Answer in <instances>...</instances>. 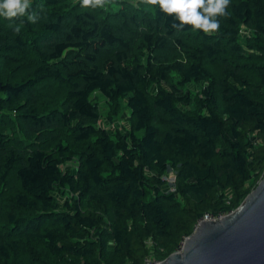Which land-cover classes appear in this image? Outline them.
<instances>
[{
    "label": "trees",
    "instance_id": "obj_1",
    "mask_svg": "<svg viewBox=\"0 0 264 264\" xmlns=\"http://www.w3.org/2000/svg\"><path fill=\"white\" fill-rule=\"evenodd\" d=\"M112 3L0 16V264L165 261L264 178V0H230L212 34Z\"/></svg>",
    "mask_w": 264,
    "mask_h": 264
},
{
    "label": "water",
    "instance_id": "obj_2",
    "mask_svg": "<svg viewBox=\"0 0 264 264\" xmlns=\"http://www.w3.org/2000/svg\"><path fill=\"white\" fill-rule=\"evenodd\" d=\"M162 264H264V178L232 215L202 222Z\"/></svg>",
    "mask_w": 264,
    "mask_h": 264
},
{
    "label": "clouds",
    "instance_id": "obj_3",
    "mask_svg": "<svg viewBox=\"0 0 264 264\" xmlns=\"http://www.w3.org/2000/svg\"><path fill=\"white\" fill-rule=\"evenodd\" d=\"M112 0H80L83 7H105ZM134 7L158 6L166 18L172 20L171 28L177 33L190 27L192 31L200 30L205 34L215 33L219 20L227 14L230 0H131ZM31 0H0V16L6 19L27 17L36 23L39 15L30 11ZM19 32V27L16 28Z\"/></svg>",
    "mask_w": 264,
    "mask_h": 264
},
{
    "label": "rangeland",
    "instance_id": "obj_4",
    "mask_svg": "<svg viewBox=\"0 0 264 264\" xmlns=\"http://www.w3.org/2000/svg\"><path fill=\"white\" fill-rule=\"evenodd\" d=\"M105 9L107 11H112V12H116L120 9V7L116 4H108L107 6H105ZM245 32L243 33L244 35H249V31L244 30ZM191 88L196 91L197 93H199L201 91V85H191ZM93 100H95L99 106H100V110L101 113L103 115V119H102V124H105L106 127H108L110 129L111 132L115 131L116 129H123V127H128V119L131 116L130 111L126 108L125 104L123 103L121 106V110L120 113L113 116V120H111V122L108 121V115L111 111V107L110 105H108V101L105 99V97H103L101 94L96 93L93 96ZM69 167H75V164H69L67 166Z\"/></svg>",
    "mask_w": 264,
    "mask_h": 264
},
{
    "label": "built area",
    "instance_id": "obj_5",
    "mask_svg": "<svg viewBox=\"0 0 264 264\" xmlns=\"http://www.w3.org/2000/svg\"><path fill=\"white\" fill-rule=\"evenodd\" d=\"M167 181L170 183V184H173L175 183V177L173 175H170L167 179ZM171 190L174 191V188L171 187ZM234 212H230V213H221L219 215H212V214H206L198 223V225L196 226L195 230L199 227V225L202 223V222H218L230 215H232ZM188 239V238H187ZM185 239L181 246L179 247L178 249V253H182L183 252V248H184V244L186 242ZM163 261H155V260H151V259H148L145 261V264H162Z\"/></svg>",
    "mask_w": 264,
    "mask_h": 264
}]
</instances>
